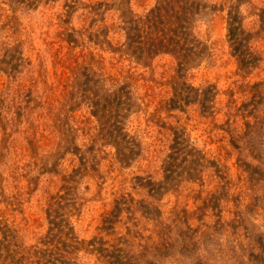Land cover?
I'll return each mask as SVG.
<instances>
[{
	"label": "rangeland",
	"instance_id": "1",
	"mask_svg": "<svg viewBox=\"0 0 264 264\" xmlns=\"http://www.w3.org/2000/svg\"><path fill=\"white\" fill-rule=\"evenodd\" d=\"M0 264H264V0H0Z\"/></svg>",
	"mask_w": 264,
	"mask_h": 264
},
{
	"label": "trees",
	"instance_id": "2",
	"mask_svg": "<svg viewBox=\"0 0 264 264\" xmlns=\"http://www.w3.org/2000/svg\"><path fill=\"white\" fill-rule=\"evenodd\" d=\"M177 10H179V14L180 16L175 12ZM176 13V15H173L175 19H179V21H177V25L175 27V29L172 30L173 33L177 34V39L176 41H179V46H183L184 43L188 42L189 38H188V35H189V31L186 29V24H185V21H182V14H183V11L180 9V6H179V9L177 7H175V10L173 12V14ZM228 30H231V23L228 22ZM181 37H184L183 40H181ZM176 39V38H175ZM169 41L171 42V40L169 39ZM121 102V99L120 101Z\"/></svg>",
	"mask_w": 264,
	"mask_h": 264
}]
</instances>
